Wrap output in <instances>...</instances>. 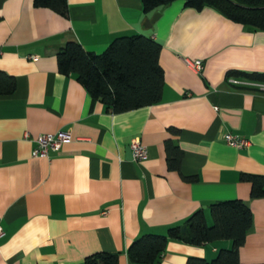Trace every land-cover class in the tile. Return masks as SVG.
Instances as JSON below:
<instances>
[{
    "label": "crops",
    "instance_id": "0c3cea01",
    "mask_svg": "<svg viewBox=\"0 0 264 264\" xmlns=\"http://www.w3.org/2000/svg\"><path fill=\"white\" fill-rule=\"evenodd\" d=\"M67 3L63 16L33 0H0V70L16 81L13 94L0 95V264H84L100 251L129 264L127 246L139 235L165 233L200 207L211 224L209 205L237 198L254 213L239 260L264 263V196L252 198V185L240 179L264 173V92L226 79L231 69L264 73V31L184 0L149 12L142 0ZM156 10L161 16L149 27ZM130 33L160 40L164 89L157 104L111 113L60 73L56 53L70 39L102 53ZM196 58L200 72L186 61ZM59 129L71 131L69 141L31 156L32 137ZM225 132L249 143L231 147ZM133 137L147 148L141 161L132 159ZM171 138L183 151L178 171L166 160ZM231 241L171 239L151 264L209 261Z\"/></svg>",
    "mask_w": 264,
    "mask_h": 264
},
{
    "label": "trees",
    "instance_id": "16d2710c",
    "mask_svg": "<svg viewBox=\"0 0 264 264\" xmlns=\"http://www.w3.org/2000/svg\"><path fill=\"white\" fill-rule=\"evenodd\" d=\"M143 10L149 12L155 7L166 6L176 0H142ZM186 7L201 10L209 6L222 13L227 19L244 24L247 31H264V0H184ZM36 7L53 9L65 16L67 0H33ZM162 44L155 37L142 33L118 35L105 47L102 53L88 51L82 43L68 40L57 50V65L60 73L72 74L90 93L92 100L98 99L111 113L129 111L133 108L154 105L161 101L165 75L159 54ZM237 76L239 79L264 80V73H250L231 69L226 79ZM16 81L7 71L0 70V95L13 94ZM248 86V85H245ZM169 131L175 133L174 126ZM166 160L169 169L181 167L183 151L176 140L165 143ZM184 180H196L195 176L183 175ZM242 181L252 185L250 196L259 199L264 196V173L242 172ZM249 202L237 199H224L209 205L212 223L208 224L203 207L194 211L181 224H175L165 233L139 235L127 246L129 264H151L163 255L166 244L171 239H180L192 245L230 238L231 247L222 249L212 260L189 256L187 264H244L239 260V247L246 241L253 226V210ZM119 254L104 252L89 254L84 264H118ZM256 264V263H252ZM264 264V263H258Z\"/></svg>",
    "mask_w": 264,
    "mask_h": 264
},
{
    "label": "built area",
    "instance_id": "2783aa9c",
    "mask_svg": "<svg viewBox=\"0 0 264 264\" xmlns=\"http://www.w3.org/2000/svg\"><path fill=\"white\" fill-rule=\"evenodd\" d=\"M187 63L193 69L198 70L199 72L202 70V66H204L203 61L196 58L193 60H186ZM232 83H236V85H249L257 90H262L264 92V80L257 81H249V79H238L237 77H232L229 79ZM27 133L25 136H28ZM225 142L227 145L231 147H239L244 148L249 143V138H245L239 136L238 134L232 133H224ZM71 138V131H63L62 129L57 130L55 133L45 132V134H39L32 137L35 145L32 147L31 156L45 157L49 156V150H58L60 146L69 141ZM130 151L132 152V159L136 161H141L146 158L148 155L147 148L143 145L140 139L137 137H133L131 144H129ZM4 230L2 225H0V236H4Z\"/></svg>",
    "mask_w": 264,
    "mask_h": 264
},
{
    "label": "water",
    "instance_id": "95a60500",
    "mask_svg": "<svg viewBox=\"0 0 264 264\" xmlns=\"http://www.w3.org/2000/svg\"><path fill=\"white\" fill-rule=\"evenodd\" d=\"M158 16H161V12L156 10L153 17L146 21V25L149 27L152 26L151 24L157 19Z\"/></svg>",
    "mask_w": 264,
    "mask_h": 264
}]
</instances>
